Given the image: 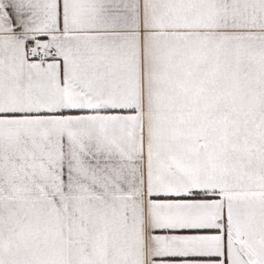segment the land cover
Segmentation results:
<instances>
[{
	"label": "snow or ice",
	"instance_id": "snow-or-ice-1",
	"mask_svg": "<svg viewBox=\"0 0 264 264\" xmlns=\"http://www.w3.org/2000/svg\"><path fill=\"white\" fill-rule=\"evenodd\" d=\"M0 264H264V0H0Z\"/></svg>",
	"mask_w": 264,
	"mask_h": 264
}]
</instances>
